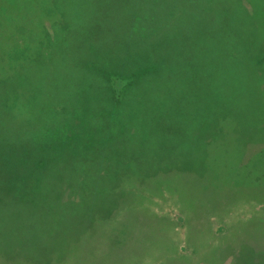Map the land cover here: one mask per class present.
Listing matches in <instances>:
<instances>
[{
	"label": "trees",
	"instance_id": "trees-1",
	"mask_svg": "<svg viewBox=\"0 0 264 264\" xmlns=\"http://www.w3.org/2000/svg\"><path fill=\"white\" fill-rule=\"evenodd\" d=\"M248 1L251 10L242 0L39 1L55 16L49 15L53 38L38 41L22 77L34 83L43 105L35 109L45 121L37 122L39 139L0 127L19 136L0 134V204L6 206L0 264H106L113 249L99 248L97 235L111 241L118 221L129 239L130 227L119 220L132 210L123 204L142 176H162L161 159L172 170L171 159L187 160L188 167L192 159H207V173L197 180L202 194L207 177L216 187L225 182L229 194L241 182L253 183L240 174L249 161L240 151L264 142V91L254 82L264 78V23L255 0ZM255 94L259 112L247 103ZM65 128L72 130L70 141L77 133L82 143L61 139ZM252 134L260 138L249 139ZM11 159L17 168L8 165ZM12 204L22 210L15 213ZM77 217L78 232L62 239L59 226Z\"/></svg>",
	"mask_w": 264,
	"mask_h": 264
},
{
	"label": "rangeland",
	"instance_id": "rangeland-1",
	"mask_svg": "<svg viewBox=\"0 0 264 264\" xmlns=\"http://www.w3.org/2000/svg\"><path fill=\"white\" fill-rule=\"evenodd\" d=\"M1 1L0 9L5 11L0 10V127L17 131L16 135L19 136L21 132L30 133L24 136L37 135L39 139L40 125L37 126V122L40 119L42 123L45 121L43 114L40 116L43 105L37 101V92L34 93L32 90L35 89L34 83L25 82L22 72L24 69L29 70L28 64H31V61L28 60L35 59L38 41L46 44L49 37L53 38L49 21L55 16L47 11L44 4L39 3L40 0H26L20 7L14 6L17 0H9L11 4L4 0L10 6ZM242 2L249 10L252 9L250 1ZM254 4L258 9V16L264 23L263 1L255 0ZM7 8H10L9 12H6ZM27 8L30 12L21 11ZM38 53V57H41L42 52L39 50ZM262 69L264 73V64ZM8 74L14 75V78L6 83ZM262 79L263 83L261 80L254 82L260 86L261 91H264V78ZM258 100L255 94L252 101H247L257 112ZM261 102L264 106V97ZM29 103L30 108H24ZM244 109L246 112L249 110L246 107ZM71 133L72 130L69 128L63 129L61 139L69 141L72 145L73 139L76 143H82L77 133L70 141ZM0 134L11 139L19 138L1 131ZM46 134L47 140L58 139L49 131ZM258 135L252 134L248 138L258 139L260 138ZM38 139L34 138L33 143L37 144ZM42 140L48 145L47 141L43 138ZM263 149L264 142L258 140L241 147L240 153L243 154L241 160L246 162L249 158V161L240 174L247 181L252 179L254 184L241 182V186L237 185L235 190L230 189V194L227 193L228 187L226 188L225 182L221 185L218 183L220 186L216 187L208 177L207 194H202L203 188L197 186V180L207 173V159H201L199 163L197 159H192L191 163H194L192 167L186 166L187 160L171 159L170 166L174 170L164 165L169 159H161L162 164L159 165L161 169L157 167L164 178L158 176L156 179L145 180L142 176L141 184L133 188L129 204H123L125 207L123 210H132L126 215V219L119 220L120 223L125 221L130 227L132 233L129 239L121 232L118 221L113 223L111 241L104 233L97 235L96 243L99 248L110 243L113 249L107 256L106 264H264V153L256 154ZM16 163L17 159H11L8 165L13 169L17 168ZM69 165L64 169L61 167L65 174ZM21 166L26 172L32 167L29 160H25ZM149 170L151 171L150 168ZM45 174L55 175V172L49 170ZM228 174L230 171L223 176ZM119 175L123 177V173ZM218 177L221 178L220 173ZM89 183L90 181L87 185ZM3 193V189H0V195ZM5 208V205L0 204V213H3L2 209ZM12 208L15 213L22 210V206L19 205L12 204ZM133 212L138 215V224L135 225L133 223L137 220L133 214L131 215ZM3 218V214H0V235L3 233ZM116 218L117 215L114 220ZM80 221L81 217H77L72 223L63 222L59 226V235L63 237L62 239L67 237L70 230L78 232ZM61 232L64 236L60 234ZM3 241L4 239L0 238V242ZM69 253L72 254L73 249Z\"/></svg>",
	"mask_w": 264,
	"mask_h": 264
}]
</instances>
